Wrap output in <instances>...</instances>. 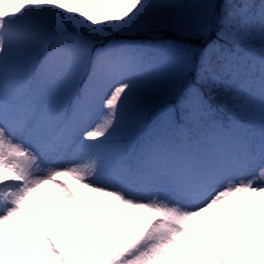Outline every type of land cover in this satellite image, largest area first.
<instances>
[{"label":"snow or ice","instance_id":"1","mask_svg":"<svg viewBox=\"0 0 264 264\" xmlns=\"http://www.w3.org/2000/svg\"><path fill=\"white\" fill-rule=\"evenodd\" d=\"M0 264H264V0H0Z\"/></svg>","mask_w":264,"mask_h":264}]
</instances>
